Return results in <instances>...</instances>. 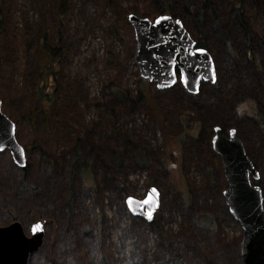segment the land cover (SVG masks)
I'll return each mask as SVG.
<instances>
[{"label":"rangeland","instance_id":"rangeland-1","mask_svg":"<svg viewBox=\"0 0 264 264\" xmlns=\"http://www.w3.org/2000/svg\"><path fill=\"white\" fill-rule=\"evenodd\" d=\"M168 1V15L213 59L216 83L194 96L178 82L157 91L141 79L127 19L95 0H67L61 30L59 0H0V110L27 163L23 181L8 150L0 152V227L18 221L29 236L33 222L45 221L27 264H242V230L224 203L211 138L214 126L236 131L264 209V134L251 116L264 124V0H210L202 18L203 0ZM118 2L141 13L148 0ZM157 3L144 18L164 14ZM42 42L57 59L40 89ZM115 89L128 99H114ZM76 150L86 171L71 175ZM151 184L159 206L146 222L125 199L140 200Z\"/></svg>","mask_w":264,"mask_h":264},{"label":"water","instance_id":"water-1","mask_svg":"<svg viewBox=\"0 0 264 264\" xmlns=\"http://www.w3.org/2000/svg\"><path fill=\"white\" fill-rule=\"evenodd\" d=\"M127 22L133 30V60L139 77L153 83L157 91L168 90L178 82L194 96L202 84L216 82L212 57L206 49L195 47V41L180 20L161 14L150 21L130 13ZM180 73L184 75L183 81ZM212 132L211 149L220 157L226 181L222 192L224 203L242 230L239 244L242 264H264V209L261 189L254 184L259 179L258 172L234 129L225 134L214 126ZM14 134V124L0 110V152L8 150L12 162L20 169L25 167L26 158ZM125 203L132 216L151 222L159 206V192L150 187L142 200L127 197ZM148 212H151L150 219ZM28 232L26 236L18 221L0 227V264H27L30 255L42 244L44 221L33 222Z\"/></svg>","mask_w":264,"mask_h":264},{"label":"trees","instance_id":"trees-1","mask_svg":"<svg viewBox=\"0 0 264 264\" xmlns=\"http://www.w3.org/2000/svg\"><path fill=\"white\" fill-rule=\"evenodd\" d=\"M95 1L98 4H100L102 7L108 9L110 11V13L112 14V16L118 21H120V20L125 21L127 19V15L130 13H133L138 17H146L147 14L153 12L152 6H153V4H156L157 2H160L159 4L161 5V7L163 9L162 13L169 14L171 11V5H170L168 0H148L147 4L145 5V8L142 10L141 13L134 12L132 9H128V8L125 9V8L121 7L118 0H95ZM209 2H210V0H203L202 4L200 6V12L198 13V16L200 18H202L204 8L209 4ZM58 4H59V6H58L59 30H61V28H62L61 19L64 15L65 10L67 9L68 4H67V0H59ZM237 4H240V1L237 2ZM240 10H241V7L238 6L236 8V17L239 20V24L241 26H243L242 17H241L242 14H241ZM0 28H1V22H0ZM195 43H196V47H201V48L207 49L202 40H195ZM40 51H41L42 55L45 57V59L48 60V62L44 64V67H43L44 70H42V73L39 76L40 89H41V88L47 86V84H48L47 77L52 76L51 72L53 70V62H54V60L57 59V52H56V50L49 49L45 42L41 43ZM111 94L114 96V99H116V100L124 101V100L128 99L127 93L126 92L123 93L120 90H116V89L112 90ZM37 95L39 98L43 99L45 102H49V100H50L49 96H47L44 93V91L42 93H41V91H38ZM140 95H141V93H140ZM105 115H106L105 119H106V127H107V124L110 123V112L105 111ZM245 116H246V114H245ZM251 116H252V119L254 121L258 122L262 126V130H263V134H264V124H261L259 122V120L257 118H255L256 117L255 113ZM40 155H43V154L40 153ZM89 156L90 155L88 153L87 157H89ZM70 170H71V175H73V172L75 173L76 171H78L80 173L83 171H86V164H84V162H82L81 158L79 157V154L77 153V150L74 151L72 156H71ZM26 171H27L26 166L24 168L20 169V172L22 173L23 181L26 178L25 177ZM150 186H152V184ZM27 187H29V188H27ZM23 188L26 192L36 191V188L34 189L33 187H30V185L26 184V183L23 184ZM90 188H92V187H90ZM200 221L205 222V219L203 217H201ZM206 222H207V220H206ZM204 225H206V224H204ZM195 255L197 257H199L198 254H195Z\"/></svg>","mask_w":264,"mask_h":264},{"label":"snow or ice","instance_id":"snow-or-ice-1","mask_svg":"<svg viewBox=\"0 0 264 264\" xmlns=\"http://www.w3.org/2000/svg\"><path fill=\"white\" fill-rule=\"evenodd\" d=\"M160 19H167V18H166V17H162V18H160ZM157 23H159V20L157 21ZM179 75H180V79H181V81H183V80H184V75H183V73H180ZM147 216H148V218L150 219V218H151V212H148V213H147Z\"/></svg>","mask_w":264,"mask_h":264},{"label":"built area","instance_id":"built-area-1","mask_svg":"<svg viewBox=\"0 0 264 264\" xmlns=\"http://www.w3.org/2000/svg\"><path fill=\"white\" fill-rule=\"evenodd\" d=\"M148 241H149L151 244H153V240H152V239H149Z\"/></svg>","mask_w":264,"mask_h":264}]
</instances>
